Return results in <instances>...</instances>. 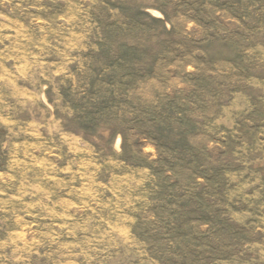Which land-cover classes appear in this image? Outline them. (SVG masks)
<instances>
[{"label":"rangeland","instance_id":"1","mask_svg":"<svg viewBox=\"0 0 264 264\" xmlns=\"http://www.w3.org/2000/svg\"><path fill=\"white\" fill-rule=\"evenodd\" d=\"M0 264H264V0H0Z\"/></svg>","mask_w":264,"mask_h":264}]
</instances>
